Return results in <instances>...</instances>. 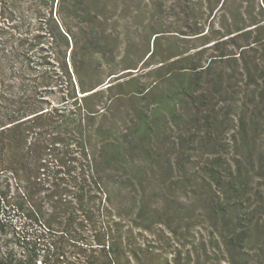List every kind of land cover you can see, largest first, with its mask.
Segmentation results:
<instances>
[{
    "label": "trees",
    "instance_id": "trees-1",
    "mask_svg": "<svg viewBox=\"0 0 264 264\" xmlns=\"http://www.w3.org/2000/svg\"><path fill=\"white\" fill-rule=\"evenodd\" d=\"M205 7L208 30L193 34L205 48L155 64L162 33L139 60L109 24L108 9L89 0H0V234H13L0 240V264L155 263L152 248H137L133 235L152 233L156 223L140 194L132 191L137 213L124 209L128 185L147 174L140 158L150 155L152 137H163L162 118L177 100H191L203 73L205 88L216 86L209 73L221 61L240 62L246 76L261 74L256 84L264 81V59L249 61L264 46V0L257 14L237 0H205ZM175 80L180 87L167 88L150 110L136 108L129 126L113 116L123 98L145 102ZM213 116L205 112L202 131L210 215L227 262L249 264L253 238L264 235L256 219L264 218V155L258 168L250 150L222 155L224 123ZM18 220L22 226L11 225ZM263 255L250 262L264 264Z\"/></svg>",
    "mask_w": 264,
    "mask_h": 264
},
{
    "label": "rangeland",
    "instance_id": "rangeland-1",
    "mask_svg": "<svg viewBox=\"0 0 264 264\" xmlns=\"http://www.w3.org/2000/svg\"><path fill=\"white\" fill-rule=\"evenodd\" d=\"M89 3L92 7L108 9L109 24L118 33H124L128 47L131 46V54L139 60L154 50L156 33L162 34H159L160 48L156 50L159 58L155 64L185 51L193 53L205 48L193 36L197 30H208L210 21L205 0H89ZM238 4H241L242 11L253 9L257 14L262 0H237ZM212 53L209 51L206 56H202L203 64ZM258 59H264V46L258 47L257 53H250L249 61ZM262 64L264 66V60ZM210 74L212 79L217 78L216 86H210L209 90L205 88L203 73L201 80L204 83L198 89L194 86L197 90L191 100L182 97L171 106L169 113L166 112L165 118L161 120L164 125L161 141L160 137H152L150 155L139 161L147 172L142 179L143 185L137 180L134 188L128 185L125 191V213L135 214L132 197L140 194L138 197L144 200L149 217H153L156 222L152 233L139 236V231L135 230L133 234L137 239V248L143 242L152 248L156 257L154 264H229L220 248L218 237L221 227L216 226L211 219L210 204L205 192V183H208L205 168L210 160L209 148L205 146L202 134L205 112L213 119L215 114L224 123L221 134L224 145L222 155L232 157L250 150L254 154L257 168L260 166V156L264 155V81L256 84L261 74L248 77L242 71L241 63L232 61L216 63ZM136 75L144 74L141 71ZM176 81L160 86L158 92L145 102H141L140 98L136 101L123 98L114 105L113 116L117 114L129 126L136 108L146 109L171 85L180 87V82ZM108 82L105 83L107 87L110 86ZM141 83H146V79H141ZM185 86L188 87L187 84ZM205 96L208 101L206 103ZM148 108L150 110L151 106ZM242 120L244 132L241 130ZM242 132L244 135L249 134L247 140L250 143H246L245 147L240 136ZM233 138L236 143L231 142ZM219 149L216 147L217 153ZM130 175L135 177L136 173L130 170ZM114 203L120 206L119 200H114ZM256 219L264 225L262 216L257 215ZM19 222L22 221H15L11 225L22 226L23 223ZM6 230L12 232L13 228L9 230L7 226ZM12 237V233L0 234L1 243ZM258 243L262 248L255 247ZM249 247L253 249L250 261L264 254V235H255ZM138 253L140 258L147 259L143 251ZM250 261L249 264H257L256 261Z\"/></svg>",
    "mask_w": 264,
    "mask_h": 264
},
{
    "label": "water",
    "instance_id": "water-1",
    "mask_svg": "<svg viewBox=\"0 0 264 264\" xmlns=\"http://www.w3.org/2000/svg\"><path fill=\"white\" fill-rule=\"evenodd\" d=\"M114 77H116V76H114Z\"/></svg>",
    "mask_w": 264,
    "mask_h": 264
}]
</instances>
